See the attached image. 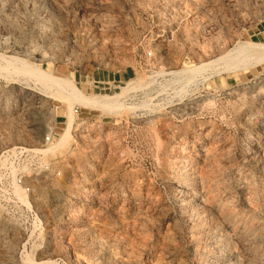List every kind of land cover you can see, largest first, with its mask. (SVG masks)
Masks as SVG:
<instances>
[{
	"label": "rangeland",
	"instance_id": "rangeland-1",
	"mask_svg": "<svg viewBox=\"0 0 264 264\" xmlns=\"http://www.w3.org/2000/svg\"><path fill=\"white\" fill-rule=\"evenodd\" d=\"M248 43L264 46V0H0V156L36 150L0 161V264H264ZM62 87L114 107L76 104L45 154Z\"/></svg>",
	"mask_w": 264,
	"mask_h": 264
},
{
	"label": "bare ground",
	"instance_id": "bare-ground-1",
	"mask_svg": "<svg viewBox=\"0 0 264 264\" xmlns=\"http://www.w3.org/2000/svg\"><path fill=\"white\" fill-rule=\"evenodd\" d=\"M254 47L256 49H263L264 48V46H259V45L248 43L247 45L246 44L244 45V51L250 52L251 50H253ZM236 52H237V48H235L233 51H228L225 55H223L222 58L228 59V58L232 57L233 54H235ZM208 64L209 63H204L198 67H195L193 70H198V69L207 67ZM51 78L53 79L52 81H54L55 83L61 84L63 82V80H61L59 78H53V77H51ZM62 88H64V87H62ZM71 90L73 93H75V96L77 98V102L73 101L72 94L69 92V90H66L64 88V91L60 92L59 96L66 103V106H67L66 107L67 108L66 127L64 128V131L60 134L59 138L56 141L51 142L49 144H46V148L44 147L45 149H43V148L40 149L41 152H43L45 154L52 153V152L54 154V153H56L54 151H58V150L62 149L71 141V138L73 137V131H74L75 123L77 120V114H76V109H75L76 104L82 105L85 107H89L92 109H98V110H105V109H108V107H114L112 97H108V98L93 97V96L89 97L86 94H84L83 92H81L80 90H78L76 87L72 88ZM17 189H19V191H18L19 197L23 201L25 199V201L29 202V196H28L27 192L22 187H19V186ZM21 190L23 191L22 193L20 192Z\"/></svg>",
	"mask_w": 264,
	"mask_h": 264
},
{
	"label": "built area",
	"instance_id": "built-area-1",
	"mask_svg": "<svg viewBox=\"0 0 264 264\" xmlns=\"http://www.w3.org/2000/svg\"><path fill=\"white\" fill-rule=\"evenodd\" d=\"M45 142L49 144L51 142V136H46ZM38 151V150H37ZM36 153V150L27 149V148H11L4 150L2 155L0 156V161L4 159H9L14 157V159L19 160V158L25 156L26 154Z\"/></svg>",
	"mask_w": 264,
	"mask_h": 264
}]
</instances>
